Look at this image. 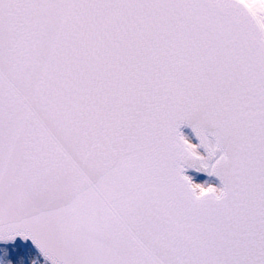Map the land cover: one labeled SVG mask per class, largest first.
I'll return each instance as SVG.
<instances>
[{
    "label": "snow or ice",
    "instance_id": "obj_1",
    "mask_svg": "<svg viewBox=\"0 0 264 264\" xmlns=\"http://www.w3.org/2000/svg\"><path fill=\"white\" fill-rule=\"evenodd\" d=\"M0 264H264V0H0Z\"/></svg>",
    "mask_w": 264,
    "mask_h": 264
}]
</instances>
